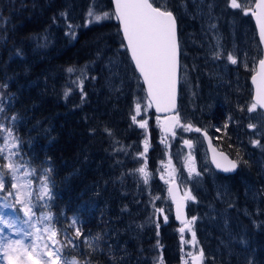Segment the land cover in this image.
I'll return each instance as SVG.
<instances>
[{
  "label": "trees",
  "instance_id": "trees-1",
  "mask_svg": "<svg viewBox=\"0 0 264 264\" xmlns=\"http://www.w3.org/2000/svg\"><path fill=\"white\" fill-rule=\"evenodd\" d=\"M174 1L166 0L164 8L171 10L176 19V111L205 126L214 145L240 162L241 150L248 148L245 137L249 131L247 106L252 103L248 83L251 71L238 68L240 87L233 91L229 85L234 86V82L218 84L217 79L209 77V66L199 56V50L188 47V54L200 63L201 71L197 73L199 81L194 76L191 79L187 72L192 89L188 94L184 76L189 65L184 59L181 37L187 19L173 11ZM222 1L219 0L220 9ZM151 2L157 6L154 0ZM90 10L107 11L110 18L89 23ZM239 20L249 34L253 33L257 59L259 48L249 15L236 16L229 29L224 15L220 17L223 46L228 51L232 37L238 36ZM70 31L71 35L66 34ZM121 44L109 0H0V99L12 98L4 105L0 121L17 116L12 130L23 142L24 159L31 160L32 167L37 169H51L55 199L50 210L59 221L57 227H66L71 218L78 217V226L92 242L89 247L82 237L69 260L77 264H154L159 256L163 264H177L182 249L176 235L178 223L171 214L164 222L160 213L155 212L164 196L163 187L154 188L152 184L163 156L157 138L161 131L154 127L155 115L145 109L143 88ZM109 58L115 59L120 77L119 85L111 92L106 87L103 65ZM69 67L75 71L69 73ZM68 90L70 95L66 97ZM206 94L209 100H204ZM137 103L141 105L139 113L135 110ZM133 115L137 120H146L148 126L139 128L131 119ZM10 124L8 121L6 126ZM146 139L149 150L144 157L137 158L144 151ZM141 166L150 173L148 185L133 171ZM238 171L219 175L232 194L224 212L226 226L233 238L249 243L248 253L251 249L257 254V246L264 242V230L251 229L244 217L249 208L240 203V187L235 182ZM196 179L198 184L191 188L196 207L193 208V202L187 206V218L200 216L201 211L216 205L207 179L203 175ZM35 184L33 181L34 187ZM9 209L15 217L17 207ZM253 262L264 264V255L260 253Z\"/></svg>",
  "mask_w": 264,
  "mask_h": 264
},
{
  "label": "snow or ice",
  "instance_id": "snow-or-ice-1",
  "mask_svg": "<svg viewBox=\"0 0 264 264\" xmlns=\"http://www.w3.org/2000/svg\"><path fill=\"white\" fill-rule=\"evenodd\" d=\"M115 16L120 21L122 33L126 44L121 47L126 48L131 53V59L134 61L135 68L142 75L147 84V92L151 101L155 102L157 112H168L176 108V85H177V30L176 19L171 10L160 6H154L151 0H114ZM229 6L233 9H240L241 5L237 0H230ZM257 8L264 9V0H258ZM257 15V13H253ZM88 16L91 18L89 23H99L103 19L110 18L109 13L103 15L95 14L90 10ZM260 24V38L264 41V12L258 14ZM71 30L72 26L68 25ZM71 35L72 32L66 33ZM221 53H214V58H221ZM227 60L231 64H237L238 60L230 53L227 54ZM259 82L257 83L256 95L253 102L247 106L249 113L256 112L258 107L264 109V57L259 59ZM69 73L75 71L74 68L67 69ZM257 76H253V81H257ZM95 79V77H92ZM81 92H83V80H80ZM70 95V90L65 91V96ZM8 100L0 99V117L5 113V104ZM150 106V105H149ZM137 113L141 110V105L136 104ZM131 119L138 124L139 128L144 129L148 126L146 120H137L133 115ZM159 119V118H158ZM168 122L165 132H172L175 128L182 131L202 133L207 137V131L195 127L192 123L181 124L179 113L165 118ZM18 117L13 115L5 121H0V201H3L2 207L16 209L19 205L22 207L23 216L17 214L14 218L5 219L0 214V264H77L75 260H69L73 249L77 248L78 241L83 237V242L92 247V242L84 236L78 217H73L64 227L59 225L56 216L51 212V203L55 199L53 193V182L51 169H37L32 167L31 160L24 159L20 137L14 135L13 128ZM10 121V126L6 123ZM227 123L224 125L227 128ZM249 128L255 129L256 124H249ZM220 131V129H217ZM6 133V135H5ZM259 144V141H253ZM184 144L189 149L194 148L192 140H184ZM149 150V143L144 142V151L137 154V158L144 157ZM222 155V154H221ZM226 164L213 158L217 169L224 172H232L239 166V161L229 160L224 157ZM146 163V161H145ZM186 167L189 176H199L200 173L194 166V157L189 154ZM139 173L145 185L149 184L150 173L146 167L141 166L133 170ZM171 175V173H170ZM33 181L36 182L35 187ZM172 200L176 203V218L181 219L182 210L185 201H195L196 197L190 190L184 192L179 200L176 198L173 188L168 189ZM9 201H12L10 203ZM156 213L163 214L164 209H155ZM164 222H167L168 216L163 215ZM197 220L193 216L190 219L183 220V227L179 229L181 233L185 230L191 231V225ZM159 227L158 220L156 221ZM5 228L18 234L20 237L31 238L29 240L13 239L5 232ZM193 240L195 232L192 231ZM183 240V238H182ZM41 241L43 245L41 246ZM46 250V251H45ZM191 255V254H190ZM203 249L199 250L197 255L192 256L193 264H199L203 257ZM55 257V258H53Z\"/></svg>",
  "mask_w": 264,
  "mask_h": 264
},
{
  "label": "rangeland",
  "instance_id": "rangeland-1",
  "mask_svg": "<svg viewBox=\"0 0 264 264\" xmlns=\"http://www.w3.org/2000/svg\"><path fill=\"white\" fill-rule=\"evenodd\" d=\"M154 1L157 6L164 8L166 0ZM252 1L253 0H237V3L241 5L240 9L231 8L229 6L230 0H223L221 2L222 9H220L219 0H181L176 1L177 3L174 1L175 6L173 11L176 12L178 17L188 20H185V26H182L181 30L184 59L189 65L187 68L188 71L186 70V76H184L185 90L187 89L188 94H191L192 89L190 87V78L187 77V72L190 73L191 79L194 76L196 81H199L197 73L201 72L199 67L200 63L194 62L195 59L190 56L191 54H188V47L199 50V56L202 57L203 62L209 66L211 72L209 73V77L214 78V80L217 79L218 84H224V82L227 83V81L234 82V86L229 85L233 91H237L240 87L238 68H249L250 71L253 70V65L256 60V47L253 44V33L249 34L247 26L244 25L243 22L240 23L241 20H239L238 36L234 37L233 31L229 32L233 37L229 50L226 51L221 41L218 23L220 17L224 15L226 27L229 29L231 26L230 22L236 20V16L249 15ZM103 13H107V11H101L95 14L103 15ZM233 13L236 15L235 17H233ZM90 19L91 18L88 16V21ZM214 53H221V58H214ZM229 53L237 58V64H231L227 60V54ZM247 59H249L248 63ZM115 64L114 58H109L103 63L106 74L105 83L110 92L114 86H117V84L119 85L118 80L120 77L117 73ZM197 87H200L199 83ZM197 91L196 89L198 98L202 100L203 97L200 95V92ZM205 96L204 100H209L208 94ZM189 97L190 96L187 95V98ZM212 98L216 99L219 97L217 95H212ZM234 99L235 101L237 100V98ZM144 105L146 107L145 109L150 110L146 98ZM179 116L181 118V124L190 122L195 127L201 129L206 128L205 126L199 125L198 122L191 117ZM153 123L154 127L159 129L158 120L155 116ZM249 124H256L257 127L255 129L248 127V135L245 137V140L248 141V148H243V150H241L242 158L239 163L240 169H238L239 171L236 175L237 181L235 182L237 186L240 187L239 195L242 198L240 203H244L249 208L248 212L243 211L244 217L247 218L248 226L251 229L264 230V115L258 109L256 112L249 113ZM173 131L176 133L175 136L172 135L171 131H161L162 133L160 132L157 136L160 142L159 146L163 149V156L157 163L156 179L152 184L154 188H160L162 186L164 189V196L158 202V208L164 209V213L160 214L162 220L163 215L171 214L170 203L165 191L166 183L171 180H176L180 184L182 195H184V192L187 190H190L193 195L194 189L192 190L191 188L194 187L195 183L198 184V180H200V177L198 180L196 179L198 176H189L186 167L189 154L194 157V166L196 170L200 175H203L212 186V191L210 193L216 203L215 206H210L206 208L205 211H201L200 216L193 215L197 217V220L191 225V231L186 229L185 232L181 233L179 229L184 226L183 223L175 224L178 242L182 248L180 253L181 259L177 264H193L192 256L197 255L200 249H203L204 255L199 261V264H254L253 261L257 255L260 253L264 255V242H261L257 246V254L251 249L250 253H248L249 243L247 241L242 242L239 237L235 239L228 233L224 212L228 208V201L232 194L223 178L219 177V174L214 172L207 162L202 141L198 133L194 131H182L180 128H175ZM184 140H192L194 148L189 149L188 146L184 144ZM253 141H259V144H254ZM175 144H177V146ZM185 177L186 179H184ZM186 202L188 206L193 201L189 200ZM2 203L3 201H0V205H2ZM16 207L21 216H23L22 207L19 205ZM195 207L196 204L193 202V208ZM0 214H3L5 219L14 218L10 209L2 206H0ZM193 216H188L187 219ZM192 231L195 232L194 240ZM5 232L13 239L22 238L26 241L31 239L20 237L7 228H5ZM40 243L42 246L43 241ZM0 255H2V252H0ZM4 264H7V262L5 261ZM154 264H163L159 256L154 261Z\"/></svg>",
  "mask_w": 264,
  "mask_h": 264
},
{
  "label": "water",
  "instance_id": "water-1",
  "mask_svg": "<svg viewBox=\"0 0 264 264\" xmlns=\"http://www.w3.org/2000/svg\"><path fill=\"white\" fill-rule=\"evenodd\" d=\"M109 1H110L112 13H113L114 18H115V22L117 24V28H118V32H119L121 41H122V43L126 44V40H124V37H123L122 27H121L120 21L117 20L116 16H115V2H114V0H109ZM257 3H258V0L252 1L251 11L249 12V19H250L251 24L253 26L254 36H255L257 45L259 47V57L256 59L254 66H253V70L248 77V83L250 85V98H251L252 102H253L254 96L256 95L257 83L259 82V77L257 76V73L259 72V63L258 62H259L260 58L264 57V41H262L260 38V24H259V20H258V14H260L261 12H264V9L257 8L256 7ZM253 13H257V15H253ZM125 51H126L128 59H129V62L132 66V69L134 70V72H135L136 76L138 77L140 84L143 88L145 98H146L148 104L150 105V110L156 116V118L158 120V128H159V130L164 131V127L168 123L165 118L170 117L172 115H175V112L177 109L178 83H179L178 82L179 50L177 49L178 69H177V85H176V108L174 110H170L168 112H157L155 102L151 101L149 96H148L147 84L144 82L142 75L135 68L134 61L131 59L130 51H128L126 48H125ZM253 76H257L256 82L253 81ZM258 109L260 110V112H262L264 114V109H260L259 107H258ZM199 134L201 136V140H202V144H203V148H204V151L206 154L207 161H208L210 167L212 168V170L215 171L216 173L223 175V176L234 174L237 169L232 171V172H224L222 169H217L215 163L213 162V158L215 157V159L220 161L222 164H226L224 157H227L229 160H234V159L231 158L230 156H228V154L226 152H224L223 150L218 149L213 144V142H212V140L208 134H207V137H204L202 135V133H199ZM170 187L173 188L175 196L179 200L181 197H183L181 190H180V185L178 184V182L176 180H171V181L166 183L165 191L167 194L168 201L170 203L172 219L176 223H183V220L187 219V214H186L187 203H186V201L184 202V207L182 210L181 219H177L176 218V203L174 200H172L171 194L168 191V189Z\"/></svg>",
  "mask_w": 264,
  "mask_h": 264
},
{
  "label": "flooded vegetation",
  "instance_id": "flooded-vegetation-1",
  "mask_svg": "<svg viewBox=\"0 0 264 264\" xmlns=\"http://www.w3.org/2000/svg\"><path fill=\"white\" fill-rule=\"evenodd\" d=\"M237 161V160H236Z\"/></svg>",
  "mask_w": 264,
  "mask_h": 264
}]
</instances>
